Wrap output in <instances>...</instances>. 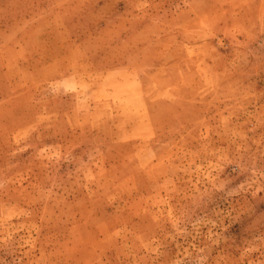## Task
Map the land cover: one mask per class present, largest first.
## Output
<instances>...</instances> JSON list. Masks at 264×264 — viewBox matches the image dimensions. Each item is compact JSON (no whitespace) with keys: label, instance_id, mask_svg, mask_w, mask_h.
Segmentation results:
<instances>
[{"label":"rangeland","instance_id":"374dc122","mask_svg":"<svg viewBox=\"0 0 264 264\" xmlns=\"http://www.w3.org/2000/svg\"><path fill=\"white\" fill-rule=\"evenodd\" d=\"M0 264H264V0H0Z\"/></svg>","mask_w":264,"mask_h":264},{"label":"crops","instance_id":"0c3cea01","mask_svg":"<svg viewBox=\"0 0 264 264\" xmlns=\"http://www.w3.org/2000/svg\"><path fill=\"white\" fill-rule=\"evenodd\" d=\"M65 81H66V80H63L62 83H61V85H63V82H65ZM92 113H93V112H91L90 114H92Z\"/></svg>","mask_w":264,"mask_h":264}]
</instances>
